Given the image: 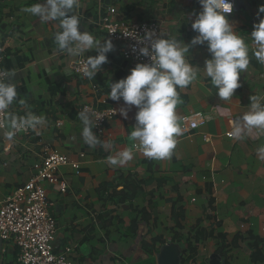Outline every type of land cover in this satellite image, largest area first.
Segmentation results:
<instances>
[{"label":"crops","instance_id":"0c3cea01","mask_svg":"<svg viewBox=\"0 0 264 264\" xmlns=\"http://www.w3.org/2000/svg\"><path fill=\"white\" fill-rule=\"evenodd\" d=\"M37 2L43 0L0 2L3 65L15 70L11 82L28 102L26 108L11 110L47 118L30 138L12 142L0 132V205L33 177L41 147L49 145L80 162L79 174L70 167L58 170L68 184L65 193L46 185L57 223L54 248L70 247L72 264H264V159L257 151L264 146V134L253 131L240 140L227 136L248 111L249 97L264 95V64L255 58L251 42L253 25L264 18L257 16L264 0H232L228 19L250 46V64L231 100H221L201 70L196 81L179 90L183 103L176 112L179 117L201 113L205 124L182 132L170 158L154 160L134 149V159L123 167L107 163L109 155L132 146L129 136L136 124L135 106L124 118L119 111L124 102L108 98L109 84L131 71L119 55L120 44L110 39L114 51L94 80L75 74L71 65L77 57L57 52L53 43L56 23H42L21 11ZM80 5L81 31L96 38L109 39L102 20L111 14L127 23L162 21L167 38L186 45L197 35L191 25L202 10L198 0H122L108 7L100 0H80ZM95 55L93 50L83 57ZM210 58L206 45L190 49L193 66L203 69ZM102 98L119 112L106 126V136L98 137L113 145L110 151L100 145L88 148L78 119L81 105ZM59 120L64 124L57 126ZM198 231L204 236L196 243ZM189 242L195 250L191 256ZM18 257L14 244L0 240V264H19Z\"/></svg>","mask_w":264,"mask_h":264},{"label":"clouds","instance_id":"9594fccd","mask_svg":"<svg viewBox=\"0 0 264 264\" xmlns=\"http://www.w3.org/2000/svg\"><path fill=\"white\" fill-rule=\"evenodd\" d=\"M202 10L196 14L192 30L197 33L189 44L174 38L157 36L154 30H145L144 40L147 46L139 48V55L149 59V63H137L130 74L118 82L109 84L108 98L123 101L120 114L128 117L132 106L137 111L136 124L129 139L130 148L117 151L107 157V163L113 167H123L134 159L135 150L154 160H165L172 156L177 145V138L182 135L181 117L177 115V106L183 101L180 91L196 81L200 71L210 78L217 89V96L229 101L235 90L241 87V73L250 64V46L241 35L237 34L228 17L233 12L232 0H198ZM81 7L80 0H43L21 9L23 13L38 18L42 23L55 22L59 31L54 33L53 43L56 51L70 57L85 56L95 50L97 55L80 61V72L92 81L100 72L101 66L108 62L107 54L114 51L110 39L96 38L89 31H81L82 20L76 9ZM264 14V5L258 8L257 16ZM251 42L255 48V58L264 64V18L253 25ZM210 59H205L204 68L193 66L189 61L190 49L205 46ZM133 51H136L133 48ZM15 70H0V129L4 137L13 140L18 132L36 131L47 124V118L27 111L23 115L12 111L15 105L28 106L27 99L20 98L18 85L11 82ZM248 111L234 121L229 136L240 140L256 131L264 134V95H251ZM211 119V116L206 117ZM83 127L81 137L84 144L94 149L98 145L110 151L113 145L101 142L93 132L97 126L89 109L85 107L78 113ZM264 159V146L257 149Z\"/></svg>","mask_w":264,"mask_h":264},{"label":"built area","instance_id":"2783aa9c","mask_svg":"<svg viewBox=\"0 0 264 264\" xmlns=\"http://www.w3.org/2000/svg\"><path fill=\"white\" fill-rule=\"evenodd\" d=\"M102 28L109 39L120 44L119 55L129 69H133L137 63L150 62L148 58L139 55V48L148 44L144 40L146 29L154 30L157 36L162 35L163 38L169 35V30L162 21L127 23L114 19L111 14L103 17ZM133 48L136 51H133ZM5 49V44L0 42V70H6L3 65ZM84 59L86 58L83 56L77 57L71 65L72 71L81 77L83 75L79 70L80 61ZM97 101L96 104L81 105L79 111L85 107L89 109L97 125L93 132L99 138H104L106 126L118 116L119 112L107 99L102 98ZM4 118V114L0 113V120ZM205 121L201 113H191L181 117V127L184 133H190L204 125ZM63 124L62 120L56 122L57 126ZM4 131L0 129V132ZM33 132L32 130L18 132L11 141L30 138ZM41 148L40 159L33 165L35 172L33 177L12 190L0 205V240L11 242L19 249V264H72L70 247L60 252H56L54 248L57 223L50 212L51 204L46 185L55 187L60 193H65L68 184L64 177L58 174V170L60 167H70L75 174H79L80 162L71 160L49 145H42ZM79 156L84 157L82 153Z\"/></svg>","mask_w":264,"mask_h":264},{"label":"trees","instance_id":"16d2710c","mask_svg":"<svg viewBox=\"0 0 264 264\" xmlns=\"http://www.w3.org/2000/svg\"><path fill=\"white\" fill-rule=\"evenodd\" d=\"M204 235H203V233H201V232H197L196 234H195V241H196V243H198V241H199V239H200V237H203ZM256 245V243H254L253 244V246H255ZM188 252L190 253V255L189 256H191V254H193L194 252H195V250H194V248L192 247V244L189 242V244H188ZM189 259V257H187L186 258V260H188Z\"/></svg>","mask_w":264,"mask_h":264},{"label":"water","instance_id":"95a60500","mask_svg":"<svg viewBox=\"0 0 264 264\" xmlns=\"http://www.w3.org/2000/svg\"><path fill=\"white\" fill-rule=\"evenodd\" d=\"M5 0H0V2H4ZM122 0H100L101 3L104 4V7H108L112 2L113 3H119Z\"/></svg>","mask_w":264,"mask_h":264}]
</instances>
